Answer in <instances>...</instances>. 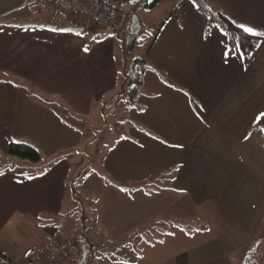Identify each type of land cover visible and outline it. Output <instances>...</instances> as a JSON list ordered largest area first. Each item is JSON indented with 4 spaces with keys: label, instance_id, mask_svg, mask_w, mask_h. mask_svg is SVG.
Returning <instances> with one entry per match:
<instances>
[{
    "label": "crops",
    "instance_id": "obj_1",
    "mask_svg": "<svg viewBox=\"0 0 264 264\" xmlns=\"http://www.w3.org/2000/svg\"><path fill=\"white\" fill-rule=\"evenodd\" d=\"M25 1L0 0V251L43 264L52 244L78 237L64 215L85 164L84 125L115 109L128 133L114 134L101 170L79 177L92 250L99 236L109 264H242L264 242V130L253 129L264 114V36L245 62L192 0H160L140 96L105 104L119 84L112 30L90 38L69 29L82 22L63 9ZM208 1L264 32V0ZM11 140L37 145L41 159L9 155Z\"/></svg>",
    "mask_w": 264,
    "mask_h": 264
},
{
    "label": "trees",
    "instance_id": "obj_2",
    "mask_svg": "<svg viewBox=\"0 0 264 264\" xmlns=\"http://www.w3.org/2000/svg\"><path fill=\"white\" fill-rule=\"evenodd\" d=\"M120 1L122 2V0ZM123 1H125V3H130V0H123ZM159 1L160 0H156L152 4H145V5H149L153 7ZM192 1L194 2V0ZM135 5L136 4H133V11L135 9ZM195 5L197 6V9L209 20L210 25L219 27L227 34L229 43L236 46L240 50V52L243 55L244 61L247 62L249 59V54L256 48L259 40L262 37L253 36L244 32L240 26L235 24L222 11L214 8L208 0H196ZM117 8H120L119 5L115 6V9ZM112 14H115V12ZM141 23H142V28L138 35L131 34L129 29L128 36L122 39L124 63L122 70L120 69V73H119V84L117 88L110 95L107 96V98L105 99V104L109 102V99L112 102L114 101V103L116 104L122 103L126 106H130L134 104L142 92V86L146 71L153 69L152 65L149 63L147 58L142 57L140 55L139 56L133 55L134 50L139 45L140 35L145 28L144 23L142 21ZM73 24L77 26H84L85 31L89 30L93 32V35H98L103 31V29H105L102 26L95 25L92 23H86V22H82V23L73 22ZM118 30L119 28H116L112 32L115 33L116 36L119 38L120 36ZM89 44L91 45V42H89ZM114 111L115 109H113L112 112ZM254 128H261L262 130H264V114L260 116L258 121L253 125V129ZM8 153L11 156L18 157L20 159L30 160L32 162H38L41 159V152L38 146L27 141L11 140L8 146ZM94 161L96 164L95 159ZM80 173L81 172L73 175L68 183L70 191L72 192L74 198L77 200H81V199L83 200V193L81 192L79 187ZM106 180L109 181L107 178ZM141 184L145 187L147 185V182H143ZM136 188H142V186L140 185L135 186L133 189ZM133 189L129 188L128 190H133ZM148 191L151 192V190ZM75 239L77 242L81 241V243L79 245L76 244V246L72 249V251L67 256H65L62 263L68 260V263L66 264H76L77 261L81 258L83 245H86V247L89 249V252L92 250L90 242L85 241L84 238L80 239L79 237H77ZM76 249H77L76 251L77 257L74 256L73 258H71L73 251ZM263 249H264L263 241H259L256 244H254L245 253L242 264H263V260H264ZM0 263L15 264L12 258L7 253L2 251H0ZM86 264H88V261Z\"/></svg>",
    "mask_w": 264,
    "mask_h": 264
},
{
    "label": "rangeland",
    "instance_id": "obj_3",
    "mask_svg": "<svg viewBox=\"0 0 264 264\" xmlns=\"http://www.w3.org/2000/svg\"><path fill=\"white\" fill-rule=\"evenodd\" d=\"M153 7L149 6V5H145V4H138L137 6H135V9L133 11V4L130 3H124L121 7V10H115L111 7H106V8H102L104 9L105 12L107 13H111V12H115V15L119 17L120 19V26L118 27V33H119V38L116 36L115 33H111V32H105V35H108L109 33L114 34V36L117 37V61L120 65V69L122 70L123 67V63H124V54H123V49H122V39L126 38L128 36V31L130 28V18L133 14H137L140 18V20L144 23L145 28L143 30V32L140 35V40H139V45L138 47L134 50L133 55L134 56H142L146 58V51L147 48L149 47L150 43L152 42L156 29L153 28V25L155 23V19L153 18V16H151V10ZM109 31L110 29L107 28ZM113 31V30H112ZM86 35H88L90 38H93V32L87 30L84 32ZM109 102H112L109 99ZM107 102V103H109ZM104 103V102H103ZM97 107H102V103L101 105H98ZM110 108V107H109ZM110 111V110H109ZM110 113V112H109ZM123 118V113L122 111L118 114V111H115V113H110L107 115H104L103 113H94L93 116L91 117V119H89L90 121H88V123H86L87 125H84V142H83V149H85L86 151V159L84 161V165L80 166V168L77 169V166L75 167V170H81L82 174H86L87 172H89L91 169L94 168H99L100 170L102 169V162H101V158L103 157L104 153L106 152V150L108 149V146L110 144H112V140L114 137V134L118 136V134L121 135H125L128 133V131L126 130V128H122L121 123H120V119ZM102 120V121H101ZM108 126V128H111V133L110 131L108 132V128H106ZM123 129V130H122ZM88 155V156H87ZM88 157V158H87ZM96 160V164L95 161ZM73 174H75L73 172ZM72 193V192H71ZM73 196V194H72ZM74 206L70 209V212H65L64 217H68L69 218V222L70 220L73 221L74 223V227H76L77 231L80 233H78V237L81 238H86L88 239L90 237V229L92 228V222L91 220L89 221L88 218H86L85 216V211L84 208L86 207L85 204V200L81 199V200H77L74 198ZM92 207V205H91ZM73 209V210H72ZM89 221V225L90 228H85L84 227V223L85 226L87 225V221ZM86 221V222H85ZM68 223V222H67ZM81 225V226H80ZM83 225V226H82ZM89 227V226H88ZM81 230L83 232H81ZM86 232H85V231ZM73 237L77 238L75 235H72ZM84 238V240H85ZM91 239V237L89 238ZM97 243L94 247L93 250H91L89 252L88 255V264H90V262H92L93 264V259H94V264H109V259L110 257L106 256V259H104V255L102 254L101 248L105 245L106 241H104V239L102 237H97L96 239ZM81 243V241L77 242V244L79 245ZM98 246L100 248H98ZM252 247V246H251ZM120 248H118L116 250V255H119V251ZM63 264V263H62ZM111 264V263H110ZM264 264V261H263Z\"/></svg>",
    "mask_w": 264,
    "mask_h": 264
},
{
    "label": "built area",
    "instance_id": "obj_4",
    "mask_svg": "<svg viewBox=\"0 0 264 264\" xmlns=\"http://www.w3.org/2000/svg\"><path fill=\"white\" fill-rule=\"evenodd\" d=\"M25 4L35 6L50 4L70 13L81 22L92 23L112 30L121 24L118 16L105 12L88 0H26ZM76 244L77 241L73 236L59 239L51 246L44 264H61L65 256L72 251Z\"/></svg>",
    "mask_w": 264,
    "mask_h": 264
},
{
    "label": "water",
    "instance_id": "obj_5",
    "mask_svg": "<svg viewBox=\"0 0 264 264\" xmlns=\"http://www.w3.org/2000/svg\"><path fill=\"white\" fill-rule=\"evenodd\" d=\"M156 0H130V4H152ZM53 27H57L56 25H53ZM142 23L137 14H133L130 18V33L138 35L141 31ZM69 29L77 32H83L85 30L84 26H69ZM88 255H89V249L86 247V245L82 246V255L81 258L77 261L76 264H86L88 261Z\"/></svg>",
    "mask_w": 264,
    "mask_h": 264
},
{
    "label": "snow or ice",
    "instance_id": "obj_6",
    "mask_svg": "<svg viewBox=\"0 0 264 264\" xmlns=\"http://www.w3.org/2000/svg\"><path fill=\"white\" fill-rule=\"evenodd\" d=\"M196 2V0H194V3ZM240 27L243 29L244 32L253 35V36H264V32H258L256 29L252 28V27H248L245 25H240ZM225 35H227L225 33Z\"/></svg>",
    "mask_w": 264,
    "mask_h": 264
}]
</instances>
